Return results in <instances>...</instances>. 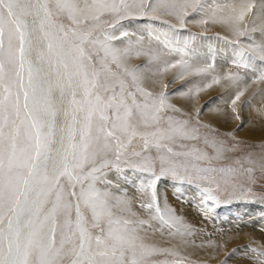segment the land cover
Wrapping results in <instances>:
<instances>
[{"label":"snow or ice","instance_id":"6c2138e0","mask_svg":"<svg viewBox=\"0 0 264 264\" xmlns=\"http://www.w3.org/2000/svg\"><path fill=\"white\" fill-rule=\"evenodd\" d=\"M207 7L202 0H0V264H150L156 254L176 255L145 242L140 233L144 225L152 227L149 220L114 215V208L131 213V207L97 188L104 169L118 166L109 154L152 173L140 187L149 202L140 206L158 221L156 231L163 234L166 228L182 239L193 234L170 207L161 206L156 162L162 173L174 172V157L199 153L196 159L211 161L236 146L205 136L214 156L196 148L174 152L171 145L178 140L200 138L199 121L193 125L163 115L181 112L169 103L168 85L154 81L165 90L153 93L143 84L169 69L179 68L177 79H182L206 74L213 65L193 68L183 51L180 59L163 61L159 51L136 49V56L147 55L157 67L129 68L132 48L115 43L129 33L115 29L125 18L161 16L174 17L183 28L187 16ZM64 17L70 24L62 22ZM246 17L252 22L264 17V0L259 5L224 0L201 22L211 20L241 37L249 30ZM250 47L264 60V47ZM220 79L213 77L196 94ZM222 79L238 84L243 77L235 73ZM258 80L264 81V72ZM243 95L239 91L232 99L233 112ZM137 139L142 150H133L130 155L138 159H129L128 148ZM151 147L155 158L145 154ZM193 171L209 181L201 197L207 211L220 189L211 174L225 170L193 166Z\"/></svg>","mask_w":264,"mask_h":264},{"label":"rangeland","instance_id":"374dc122","mask_svg":"<svg viewBox=\"0 0 264 264\" xmlns=\"http://www.w3.org/2000/svg\"><path fill=\"white\" fill-rule=\"evenodd\" d=\"M253 1L257 5L260 3V0H249V2ZM202 3L210 7H207L202 14L191 13L187 16L183 28L174 17L161 16L159 19L125 18L115 29L117 34L121 31L129 33L128 36L123 37V42H115L121 47L132 48L133 55L127 61L129 68L147 66L154 70L157 67L156 64H149L147 55L136 56V49L159 51L163 61L178 60L183 51L187 53L184 59L193 68L213 65L206 74L193 73L182 79H177L179 68L169 69L161 75L150 76L143 84L153 93H159L165 89L162 88L161 83L154 81H162L163 84L168 85L166 92L169 94V103L178 108L184 106V109L180 108L179 113L167 111L163 115L189 120L193 125L197 120L199 121L200 138L178 140L171 145L174 152L185 153L196 148L201 153L206 152L209 156H214L213 148L204 143L205 136L209 140L213 138L223 140L228 147L236 146L234 151L226 152L220 159L211 161L196 159L199 153H193L190 158L174 157L173 159L177 161V169L174 172L162 173L158 160L156 162L154 171L159 176L157 196L161 206L170 207L193 234L182 239L180 236L169 235L166 228L163 234L156 231L160 227L158 221L151 220L148 210L140 206L149 202L148 194L141 192L140 187L152 178V173L134 168L124 159L116 161L115 157L109 154V159L118 166L104 169V176L97 183V188L110 192L113 197L127 200L131 213L135 214L122 213L117 207L113 209L114 215L133 221L149 220L152 227L149 228L146 224L145 231L140 233L145 237L146 243L151 245L160 243L162 246H155L171 249L176 253V255L156 254L149 258L150 264H165V262L167 264H264V255H261L264 254V168L260 167V164L264 163L262 160L264 158V81L258 80L259 75L264 72V60L253 50V47H250H264V17L255 22L246 17L245 23L249 30L244 36L237 37L224 25L212 23L211 20L207 24L201 22L211 17L214 11H219V6L224 0H202ZM257 11L253 9V12ZM62 22L66 25L70 24L66 17ZM169 25H175V30L170 29ZM235 73L243 77L238 84L222 79ZM213 77H220V82L196 94V89L204 88ZM126 79L131 82L130 77ZM254 80L257 82L253 83ZM129 90L135 91L134 88ZM189 90L194 94L186 95ZM239 91H244V95L237 101L235 105L237 109L233 112L231 101ZM226 97L228 99H225ZM133 150L141 151L142 141L134 140L128 148L129 159H138L130 155ZM145 154L153 158L158 155L155 147H151ZM185 166L188 167V171H185ZM193 166L198 169L212 167L225 170L211 174L216 183H219L220 189L217 192V202L211 204L207 211L201 197L202 189L209 186V181L194 172ZM229 169L232 171H228ZM248 169L252 171L249 172ZM128 173L131 174L132 179H128V176L131 178ZM216 183H212L211 187L215 188ZM239 206L250 210L247 215L243 210H238L239 214L243 212L245 217L241 214V218H238L242 222L233 221L229 225L223 219L226 209L234 213L235 208H240ZM252 208H257V211L252 213ZM258 212H261L263 217ZM220 215L224 223L219 218ZM175 246L177 249H173ZM238 254H240L239 259L235 260L234 256Z\"/></svg>","mask_w":264,"mask_h":264},{"label":"bare ground","instance_id":"6f19581e","mask_svg":"<svg viewBox=\"0 0 264 264\" xmlns=\"http://www.w3.org/2000/svg\"><path fill=\"white\" fill-rule=\"evenodd\" d=\"M254 2V1H253ZM256 10V9H255ZM258 10V9H257ZM263 23H264V21H263ZM259 25V24H258ZM198 50V49H197ZM197 55V54H196ZM249 60H251V59H249ZM57 95H58V93H57ZM264 95V94H263ZM231 98V97H230ZM225 99H228L227 97L225 98ZM224 99V100H225ZM262 102V101H261ZM194 106V105H193ZM178 108V107H177ZM179 108H181V109H184V106L182 105L181 107L179 106ZM237 109V108H236ZM186 111H188L187 109H185ZM242 110V109H241ZM245 113V112H244ZM243 113V114H244ZM230 114H232V113H230ZM199 116H200V114H199ZM231 116H233V115H231ZM215 119V118H214ZM202 120L204 121V122H206V120H204V118L202 117ZM201 120V121H202ZM222 120V119H221ZM246 120V119H245ZM208 122H210V121H208ZM219 122V121H218ZM61 123H62V118H61ZM219 124H221V123H219ZM222 125V124H221ZM221 125H219V126H221ZM212 126V125H211ZM129 174V173H128ZM130 176H131V174H129ZM128 179H132V176H131V178H129V176H128ZM107 182V181H106ZM104 183V182H103ZM109 183V182H108ZM107 183V184H108ZM129 184H131V183H129ZM163 184V183H162ZM105 185V184H104ZM166 185V184H165ZM106 186V185H105ZM167 186V185H166ZM165 187V186H164ZM99 189H101V188H99ZM167 198V197H166ZM245 206V205H244ZM247 206V205H246ZM251 206V205H250ZM263 206V205H262ZM240 207V206H239ZM248 207V206H247ZM224 209H226V208H224ZM232 209V208H231ZM238 210H243L244 211V214L245 215H247V213H248V210H250V208L249 209H247L246 207H240V208H235V212L233 213L230 209H226V214H224V217H223V219L230 225L231 223H233V221H240V222H242L241 221V219H239L238 217H240V215L242 214V216L243 217H245L244 216V214H243V212L241 213V214H239L240 212H238ZM255 211H257V208H252V210H251V212L253 213V212H255ZM114 212V211H113ZM222 212V211H221ZM250 213V212H249ZM258 213H260L261 214V216L263 217V214L261 213V212H258ZM222 214V213H221ZM223 215V214H222ZM219 218L222 220V222L224 223V221H223V219L221 218V215L219 216ZM241 218V217H240ZM245 219V218H244ZM243 220V219H242ZM246 240V239H245ZM151 242L152 243H154V241H152L151 240ZM247 242V241H246ZM240 243V242H239ZM243 243V242H242ZM245 243V242H244ZM155 245H159V246H162L160 243H155ZM257 246V245H256ZM228 247H229V244H228ZM263 247V246H262ZM264 248V247H263ZM173 249H177V246H175ZM180 250V249H179ZM183 250V249H182ZM239 255L240 254H238V255H236V256H234V259L235 260H238L239 259ZM236 257V258H235ZM235 260H233V261H235ZM233 261L231 262V263H233ZM239 262V261H238ZM235 263V262H234ZM237 264H239V263H237ZM246 264V263H245ZM259 264V263H258Z\"/></svg>","mask_w":264,"mask_h":264}]
</instances>
